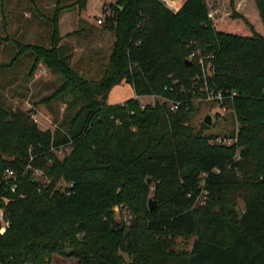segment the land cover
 <instances>
[{
	"label": "trees",
	"instance_id": "trees-1",
	"mask_svg": "<svg viewBox=\"0 0 264 264\" xmlns=\"http://www.w3.org/2000/svg\"><path fill=\"white\" fill-rule=\"evenodd\" d=\"M67 2L56 1L37 42L18 39L0 64L14 75L25 64L26 81L42 65L60 82L31 109L0 97V211L11 224L0 233V264H50L55 255L77 264H264V0H248L244 14L221 23L208 0H186L178 11L161 0H112L101 29L114 42L76 63L83 30L75 25L86 22L75 19L63 35L60 17L87 4ZM98 30L91 23L88 35ZM124 83L138 97L167 101L111 103ZM234 90L235 130L213 136L206 123L192 125L195 97ZM57 101L66 105L62 118L42 129L37 106ZM219 136L237 141L213 142ZM30 164L50 182L32 177ZM7 169L16 178H5ZM203 189L205 205L197 202ZM180 235L196 236L190 250L176 248Z\"/></svg>",
	"mask_w": 264,
	"mask_h": 264
},
{
	"label": "rangeland",
	"instance_id": "rangeland-1",
	"mask_svg": "<svg viewBox=\"0 0 264 264\" xmlns=\"http://www.w3.org/2000/svg\"><path fill=\"white\" fill-rule=\"evenodd\" d=\"M57 0H0V64L9 63L10 57H13L18 48L16 42L21 39L23 42H37L38 32H42L44 28V22L47 16H53L55 12V4ZM74 0H68L69 3ZM112 0H86V8L80 14L77 13L78 10H66L60 17L61 31L65 35L73 31L74 26L73 21L80 20L86 22L84 24H77L76 28H81L79 36L77 37L78 44L75 47V56L73 58V63L81 57H84L88 50L101 48L105 51L109 50V47L115 40V34L111 33L109 30H102L104 24H98L99 16L105 18L103 14L104 8H109L110 2ZM168 7L176 6L179 7L183 5L186 0H161ZM67 2V3H68ZM210 7V15L214 19L215 23L228 22L231 19L234 10L243 12V8L246 6L248 0H235V7L230 5V0H208ZM174 11L175 7H170ZM249 14V13H247ZM255 24L258 26L257 19L254 15L249 14ZM79 21V22H80ZM94 23L99 29V34L94 32L90 37L88 35V29ZM101 29V30H100ZM91 35V34H90ZM106 63V62H105ZM20 70L14 75L11 70H3L0 67V97L5 101L7 105L12 108L20 107L24 109H31L34 107L35 103L42 100V98L47 97L56 86L53 83L59 84L57 77L52 76L49 73H42L40 69L36 73L35 78L30 81L24 79V73L26 66H18ZM96 69V68H94ZM25 70V71H24ZM97 71V70H94ZM91 76L98 78L99 75L93 73ZM122 89H115L111 94L110 101L120 98L117 96L118 92L121 91V97H132L135 95V90L131 84H124L120 86ZM118 90V91H117ZM120 90V91H119ZM208 95L205 97H195L193 99L195 105V111L193 114L192 125L197 129H200L203 125L204 118L208 114L213 116V125H208L209 127L205 129V133L212 134L213 136L231 133L237 125L231 124V109L224 110L221 108L220 102H215L209 100ZM123 98V99H125ZM163 98L159 96L144 95L140 98V103L142 106L147 104H156V102ZM65 103L63 101L53 102L51 104H41L37 106L34 118L38 125L42 129H54L56 126V119L62 118V113L65 108ZM213 138V142L217 140ZM68 149H66L67 151ZM65 152V151H64ZM60 156L64 153L60 152ZM150 192L146 198V204L149 203V199L153 200L158 204V197L154 186H150ZM240 208L243 207L244 202L241 201ZM149 205V204H148ZM122 206H116V216L120 218ZM127 215V212L124 213ZM84 235V234H82ZM84 237V236H83ZM81 238V236H80ZM196 236H183L180 235L176 238V248L178 250H190ZM77 259L71 256L62 257L60 255H55L50 264H77Z\"/></svg>",
	"mask_w": 264,
	"mask_h": 264
},
{
	"label": "built area",
	"instance_id": "built-area-1",
	"mask_svg": "<svg viewBox=\"0 0 264 264\" xmlns=\"http://www.w3.org/2000/svg\"><path fill=\"white\" fill-rule=\"evenodd\" d=\"M105 19L102 16H99L98 18V24H104ZM238 95V92H236L235 90L233 92H223V91H218V92H214V91H209L208 92V99L215 101V102H220L221 108H223L224 110H230L231 108H229V101L234 100V97ZM163 101H167V99L163 98ZM170 104V109L171 110H176L179 105L180 102L178 101H169ZM237 141V139H232L229 137H221L219 136V138H217V140L215 141L216 143L220 144V143H224L227 145H233L235 142ZM60 152H62V150H60ZM236 158L240 159L241 156L239 155V152L236 153ZM28 170H31V174L32 177H35L36 179L44 182V183H49L50 182V178L48 176L45 175V172L40 169V168H36L34 166H32L31 164L28 166ZM5 178H16V174L15 171L12 169H7L5 172ZM68 186H72V184H68ZM17 188V185H13L11 187L12 192H15ZM208 193L209 191L206 189H203L200 194L198 195L197 198V202L200 203L201 205H205L207 198H208ZM6 201H8V199L6 198ZM0 225L1 229H0V233L4 234V232L10 227V220L7 218L5 210L1 209L0 211Z\"/></svg>",
	"mask_w": 264,
	"mask_h": 264
},
{
	"label": "crops",
	"instance_id": "crops-1",
	"mask_svg": "<svg viewBox=\"0 0 264 264\" xmlns=\"http://www.w3.org/2000/svg\"><path fill=\"white\" fill-rule=\"evenodd\" d=\"M183 5H180L179 7H176V6H170V7H175V11H178L181 7H182ZM40 72H44L45 74L46 73H49L48 72V69H47V67H44V66H42L41 65V68H40ZM124 84H128V83H124ZM124 84H122V85H124ZM122 85H120V86H122ZM120 86H117V87H115L112 91H111V93H110V97H111V94L113 93V91H115V89H122V88H120ZM118 91V90H117ZM120 91V90H119ZM117 96H120V98H118V99H116V100H113V101H110L111 103H124L127 99H129L128 97H121V91L120 92H118V94H117ZM133 97H138V96H136V95H134V96H132V97H130V98H133ZM123 98H125V99H123ZM139 98V100H140V98H141V96L140 97H138ZM110 99V98H109Z\"/></svg>",
	"mask_w": 264,
	"mask_h": 264
},
{
	"label": "water",
	"instance_id": "water-1",
	"mask_svg": "<svg viewBox=\"0 0 264 264\" xmlns=\"http://www.w3.org/2000/svg\"><path fill=\"white\" fill-rule=\"evenodd\" d=\"M204 122L207 124V125H213V116L212 114H208L206 115V117L204 118ZM153 181V178H148L147 180V183L148 184H151ZM154 198H151L149 199V206L150 208H155L157 206V202L153 200ZM84 235L81 236V238H83Z\"/></svg>",
	"mask_w": 264,
	"mask_h": 264
}]
</instances>
